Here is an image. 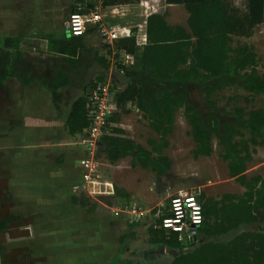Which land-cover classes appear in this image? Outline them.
Instances as JSON below:
<instances>
[{
	"label": "trees",
	"instance_id": "trees-1",
	"mask_svg": "<svg viewBox=\"0 0 264 264\" xmlns=\"http://www.w3.org/2000/svg\"><path fill=\"white\" fill-rule=\"evenodd\" d=\"M180 4L189 16L187 26L171 24L163 14H151L146 20L147 41L137 43V28L126 30L116 40V58L130 56L129 63L118 61V80L114 86L123 88L115 93L118 111L106 124L102 136L103 150L109 163L130 156L144 168L163 174L171 167L163 151L169 146L177 112L184 115L191 126L195 142V157L211 156L214 139L222 148L221 158L227 162L229 173L243 187L244 194H225L220 200L207 198L203 207V223L198 241L191 245L181 242L175 233L156 227L150 243L176 253L165 264H264V176L248 177V164L258 146H264V109L235 107L227 112L214 100L217 92L237 86L252 95H264V73L258 71V55L253 46L233 45L234 37L249 38L254 28L264 23V0H245L244 10L234 0H166ZM105 6L116 0H105ZM73 9L72 11H75ZM83 12H86L85 10ZM0 48V85L17 78L25 86L39 80L52 94L54 105L61 109L60 88L70 84V76L56 69L50 75L33 76L34 65L27 61L21 50V38L5 36ZM49 50L69 55L71 63L82 60L85 48L82 36L70 39H50ZM100 62L109 68L105 58ZM85 90V95L71 105L65 127L72 136L83 134L90 126L88 102L98 83H105L99 75ZM196 89L204 92L209 112L201 111L193 102ZM249 101L248 99H246ZM134 106L150 121V127L160 136L148 141L152 149L136 142L120 126L122 113ZM155 153L157 155H155ZM116 193L127 196L116 187ZM75 204L94 208L88 201L73 197ZM14 215L0 221V234L19 220ZM160 220H157L159 225ZM259 225V226H258ZM250 228V229H246ZM255 228V229H252ZM235 233H238L235 235ZM125 237L121 239L124 242ZM4 247L0 244L3 255ZM177 251V252H176ZM127 257V255H126ZM128 264L130 259L125 260ZM115 264V263H112ZM153 264V263H149Z\"/></svg>",
	"mask_w": 264,
	"mask_h": 264
},
{
	"label": "rangeland",
	"instance_id": "rangeland-1",
	"mask_svg": "<svg viewBox=\"0 0 264 264\" xmlns=\"http://www.w3.org/2000/svg\"><path fill=\"white\" fill-rule=\"evenodd\" d=\"M20 1L24 9V18L20 17ZM30 1L0 0V48L2 39L6 36L4 34L14 35L17 31L20 32V29L24 32L28 31L30 34L34 29V27H30L33 22L35 24L39 10H37L38 5L34 6L35 4L32 1L31 4ZM141 1L116 0V4L112 7L104 4L98 12L102 16L104 25L109 27L116 24L128 26L133 24V21L142 23L144 17H142L143 5L140 4ZM129 2L131 4H128ZM156 2L154 10L163 12V0ZM234 4L243 10L245 8V0H234ZM60 10L58 19L66 28L73 8L63 6V9L60 7ZM179 12L180 10H175V15L179 16ZM146 13L143 12V15ZM91 21L93 20H89V22ZM178 21L185 24V18H180ZM49 30L46 31L47 34L52 32V28ZM47 40V36L41 35L37 40V45L33 44L35 49L29 52L30 60L35 66V75L50 73L53 69L54 64L46 51ZM104 42L103 38V44ZM106 44L116 52V41ZM233 45L253 46L259 58L258 71L264 73V23L256 26L253 35L249 38L234 37ZM108 56L109 59L112 58L111 70L117 72L118 61L124 59L125 62L126 57ZM100 72L101 68L89 57L86 59V64L72 70L73 85L64 93L62 121L68 116L74 99L86 94L84 88L86 87V90L92 82L96 81ZM101 84L98 83L97 86ZM14 86L13 81L8 84L11 90L0 85V102L3 103L4 107L6 104L14 105L11 101L12 94L15 92ZM214 100L227 112H233L235 107L245 108L246 111L254 108L264 109V95H252L237 86L227 87L217 92ZM46 102L48 103V100ZM49 102L51 103V101ZM192 102L201 111H210L204 92L200 89L193 92ZM45 105V111H49L47 104ZM4 107L0 111V221L11 215L20 216L23 214L24 216L22 220L11 223L8 230L0 234V244L4 247V264H54L49 259L51 256L55 264H89L85 255L89 256L94 263H99L103 256L109 255L108 251L113 239H111L112 232L110 229L103 233L97 230L98 224L92 226L96 218L101 220L99 222L123 221L127 225L126 232H133V236L127 239L126 246L123 247L119 243L112 247V256L116 254V258L121 259L119 261L124 262L128 256L133 255L137 257V260L131 261V264H141L142 259L143 261L146 260V263H149L150 260L154 264L170 263L176 253H172L165 247L155 246L149 241L154 236L152 230L157 222L154 214L160 207L163 209L169 204L170 195L181 190L192 192L199 198L203 194L202 202H204L207 198L220 200L225 194L241 195L247 191L234 177L230 176L227 162L220 156L222 148L217 139H214L215 151L211 156L195 157L193 153L195 142L191 136V126L183 109L177 112L173 132L168 137L170 144L162 153L171 162V167L163 174H159L152 168L142 167L138 162H135V158L132 156L109 164L101 150L103 146H100L97 151V161L102 174L101 180L113 182L115 187L125 190L127 196H120L117 193L113 196H99L92 193L83 182L82 172L75 168L76 173L73 171L66 173L70 183L66 181L65 187L58 186L57 183L53 184L52 182L56 176L47 174L46 170L39 168L41 161L35 157V153L40 149L38 148L41 144L39 137L44 136L41 139L48 140L49 132L45 128H30L33 136L37 135L38 137L35 140L36 143L32 142L28 146L23 142L25 136L27 137L25 135L26 128H15L13 124L17 119L20 121L21 117L18 115L10 116V119L8 118L10 122L8 120L5 122L4 115L6 112L4 109L6 107ZM30 114L31 117L36 116L33 107L30 108ZM116 126L122 127L131 138L148 149H152L148 143L150 139L161 142L160 136L150 127L149 119L134 106L122 113L120 122ZM40 130L42 132L39 136L37 131ZM59 131L63 132V128H59ZM86 133L69 137L68 140L66 137L62 138L65 140L63 144L58 143V145L40 149L43 151L41 159L47 161L49 171L56 172L58 176L61 171L71 169L74 166V160L86 157L84 144L87 137ZM155 155L157 154L155 153ZM252 156L246 172L248 177L264 176V146L256 147ZM73 196L79 198L80 201H88L89 206L94 208L93 213H89L87 208L79 205L72 211ZM58 199L59 205H56ZM48 204L51 205L47 207L50 210L44 208ZM58 208H63L66 216L68 214L71 216L70 219L66 218V232L59 230L60 226L55 222V220L57 221V214H52L59 210ZM36 209L41 210L42 213H35L38 211ZM117 210L120 212L118 215L116 214ZM136 210L137 212L138 210L139 212L140 210L147 212L148 215L139 219L135 215ZM39 214L43 215L44 218L39 219L42 220L41 222H35V218L40 217ZM133 224L136 226L133 227ZM34 225L38 226L35 228ZM260 226L264 227V223H261ZM246 229L250 228L246 227ZM63 234H66L64 236L66 237V248L64 249L55 242ZM122 247L126 249H122ZM126 254L127 257L124 256Z\"/></svg>",
	"mask_w": 264,
	"mask_h": 264
},
{
	"label": "crops",
	"instance_id": "crops-1",
	"mask_svg": "<svg viewBox=\"0 0 264 264\" xmlns=\"http://www.w3.org/2000/svg\"><path fill=\"white\" fill-rule=\"evenodd\" d=\"M31 1L35 4L34 6H36V4L38 5V9H37V7H36V9L39 10V15H38V17H36V21L34 20L35 24H34V22L32 23V21H31L32 26L30 28L34 27L32 32L30 34H28V31L24 32L22 29H20V32L17 31L14 35H12V34H4V35L15 36V37L21 38V50L24 53L25 59L29 62H31L29 52H32L31 50L35 49L33 44L37 45V40L40 38L41 35L48 37L47 45H46V49H47L46 51L49 53L47 55H49V57H51L54 66H53V69L50 73L48 72V73H42V74L43 75H50L53 72H55L56 69H58L62 72H65L66 74H68L70 76V79H71L70 84L60 88V93L62 95V101H64L65 90H67L68 88H71L73 85L72 70H74L75 68H79L82 65L86 64V59L88 57L90 59H92L94 62H96L98 67L101 68V72L99 75H102V74L105 75V78H106L105 83L109 84L110 88L112 90L117 92L123 88L122 85L114 86L115 84H113V83H115V79L118 80V77H117L118 71L113 72L111 70L112 58L110 57V59H109L108 55L115 56L116 52L113 51L112 48H110L106 44V43H110V42H108L107 39L105 38L104 31H109L110 29H114V28H118V27H121V28L125 27V31L122 32L124 34L126 32V30H128V29L137 28V43L139 45H143L147 41V36H146V24L147 23H146V20H147L149 15L154 14V13L155 14H163V15H165L167 21L170 22L171 24H177V25H182V26H187V19L189 16L187 10L184 8L183 5L168 4L166 2V0H163L162 3H164L163 4L164 11L163 12H157L154 10V8H156L154 6L157 3L156 2L157 0H142L140 2V4L143 5L142 17H144V18H143L142 23H135L137 21L131 20L134 23L130 24L128 26H119L116 24V25L109 27V26L104 25L102 18H101L102 16L98 12L99 8L104 5V0L102 2L95 0L92 2V3H94V7L91 9H86L85 13H87V15H91V16L93 14H98V15H100V20L97 22L94 21V23H93V21H91V22L88 21L87 31L82 36L83 40H84V44H85V48L83 49V52H82V60L79 63L74 64V63L70 62L69 55H61V54H58L56 52L49 50L48 44H49V40L52 38L53 39L66 40V41L71 38V36L68 32V29H67V24H66V28H65V26L58 19V15L61 12L60 7L63 9V6L64 7L66 6V8L72 7L73 9H76L77 1L76 0H31ZM32 2H31V4H32ZM137 2H139V1H137ZM128 4H131V2H129ZM20 7H21L20 17L24 18V16H25L23 13L24 9H23L21 1H20ZM108 7H112V5H108ZM151 9H152V11H149ZM175 10H178V11L180 10L179 16L175 15ZM32 11H33V9H32ZM143 12H147V13L143 15ZM180 18H185V24L179 23L178 19H180ZM51 28H52V30H51L52 32L50 34H47L46 31L47 30L50 31L49 29H51ZM103 38L105 40L104 44H103ZM34 41H36V42H34ZM121 55L125 56V53L123 51H121ZM99 58H105L107 60V62L110 63L109 68H106L105 65H103L102 62H100L98 60ZM126 58L128 59V57H126ZM126 58H125V62L127 61ZM65 63H66V65H65ZM110 71H111V73H110ZM42 74H39V75H42ZM39 75H35V66H34L33 76L38 77ZM10 81H13L14 85H15L14 86L15 88H13L15 90V92L12 94V97H11V101L14 103V105L11 106V105L6 104L5 105L6 108H5L3 106V103L0 102V111L3 110V107L5 108L4 109L6 112V115H4L5 122L8 120V118L10 119V116L18 115L19 117H21L20 121L17 119L15 121V123H13V124H14L15 128H26V134L25 135H27V137L25 136V138L23 140V142L25 144H28V146H29V144H31L32 142L36 143L35 140L38 136L37 135L33 136V133L30 132L29 129L32 127L45 128L49 132V135L47 136L48 140L41 139V137H44V136L39 137L41 144L38 148H40V149H42V147L43 148L44 147L48 148L50 146L52 147L55 144L58 145V143L63 144L65 142V140L62 138L66 137V140H68L69 137L70 138L72 137V135H70L68 133V131L66 130V127H65L67 117L63 121L61 119V117L63 116L62 102H61V109L58 110L56 108V106L54 105L51 92L39 80L35 81L30 86H25L17 78H12V79H8L6 82L1 84V87H4L5 89L11 90L8 87V84ZM85 88H84V93H85ZM9 93H11V92H9ZM82 96H84V95H82ZM79 97H81V96H78L77 98H79ZM77 98H75L74 101ZM46 100H48L49 104L46 102ZM49 101H51V103ZM45 104H47L49 111H45V109H46ZM32 107H33V110L36 112L35 117H31V114H30V108H32ZM70 109H71V107H70ZM69 112H70V110H69ZM8 121L10 122V120H8ZM9 122H8V125L10 128ZM59 128H63V132H60ZM40 132H42V130L37 131V134L39 136L41 134ZM48 132H47V134H48ZM53 142H55V143H53ZM100 143H101V146H103L102 140ZM40 149H38L37 152L35 153V157L41 161L40 162L41 165L40 164H37V165L38 166L40 165L39 168L46 170L47 174H51L53 176H56V177H54L55 179L54 178L52 179L53 184L57 183L58 186L62 185L63 187H65L66 181H67V183H70V179H69V177L68 178L66 177V173L68 174V172H71V171L76 173L78 170L81 171V169L77 165V161L80 158H77L76 160H74V166L71 169L68 168V170L66 169V171H61L60 175L57 176L56 172L53 171L54 172L53 173V172L49 171L50 168L47 167V161L41 159V155L43 154V151H40ZM101 150H103V148H101ZM36 169H38V167H36ZM63 175H64V177H62ZM52 185H51V188H52ZM54 190L55 189H53V191ZM64 192L66 194V190ZM73 197H76V196H73ZM73 197H72V202H73ZM143 198H146V197L143 196ZM73 203H72V205H73L72 211H74L76 208H78V205L82 206L80 204H75V203L73 204ZM145 203H147V202H145ZM56 205H59V199L56 201ZM49 206H51V205L48 204L44 208L50 210L49 208H47ZM85 208H87V210H88V207H85ZM58 209L59 210H57L56 212H54L52 214H57L56 215L57 221L55 220V222L58 226H60L59 230L66 232V218L70 219L71 216H69V214H68V216H66V212L63 208H58ZM36 210H38V211L35 213H40V214L42 213L41 210H39V209H36ZM89 213H93V212H89ZM14 216L19 217L20 218L19 220H22L24 217L23 214L20 216L19 215H14ZM36 218H35V222H38V221L41 222L42 220H39V219H43L44 217H43V215L42 216L40 215V217H36ZM99 221H101V220L96 218L95 221L92 223V226L95 224H98L99 227H97L98 228L97 230L100 232H103V233H105L106 230L110 229V231L112 232L111 239H113V243H111L110 250L108 251L109 255L106 256L107 255L106 254L105 256H103L101 258V261L99 263L97 262V264H112V263L126 264V261H124V262L119 261L121 259L116 258L117 257L116 254L112 256L111 250H113L112 247L114 245L116 246L119 243L123 247L126 246L127 239H129L131 236H133V232H130V231L126 232L127 225L123 221H120V220L111 221V222H109V221L99 222ZM85 223L88 224L87 222H85ZM38 225H36V226H38ZM36 226H35V228H36ZM132 226L134 227V226H136V224H133ZM58 233H59V231H58ZM58 233H57V235H58ZM65 235L66 234H63V236H61L59 238V240H57L58 242L55 241L56 243L60 244L59 246H61L63 249L66 248V237H64ZM123 237H125V240H124V242H121V239ZM64 239H65V241H64ZM123 247H122V249H126ZM126 255H124V256L126 257ZM49 259L52 260V262L55 264V261H53L52 256L49 257ZM85 259L88 260L89 264H96V262L94 263L93 260L89 256L85 255ZM128 259H130V261H134V260H137V257L130 255V256H128ZM150 261H149V263L154 264V262H152V261L150 262ZM140 262H141V264H143V263L149 264V263H146V260L143 261V259ZM128 264H131V262H129Z\"/></svg>",
	"mask_w": 264,
	"mask_h": 264
},
{
	"label": "built area",
	"instance_id": "built-area-1",
	"mask_svg": "<svg viewBox=\"0 0 264 264\" xmlns=\"http://www.w3.org/2000/svg\"><path fill=\"white\" fill-rule=\"evenodd\" d=\"M76 10L70 14L69 24L67 26L70 36H83L88 27V21L95 22L100 20V15L93 14L91 17L83 12L86 9L94 7L95 0H76ZM102 2L103 0H98ZM125 27L110 29L104 31V36L108 42H113L123 37ZM128 57L126 63L131 60ZM115 91L107 83L97 86L90 95L88 102V116L90 126L85 132L87 137L84 144L86 146V157L77 161L78 167L82 171L83 182L88 186L89 191L99 196H113L116 193V187L111 181H102V174L99 167L98 150L101 146V138L106 130V124L110 116L117 112L118 106L115 99ZM84 132V133H85ZM120 212L117 210L116 214ZM136 216L145 218L147 212L136 210ZM199 217L197 221L195 217ZM156 220H160L156 227L164 229L167 233H175L178 239L186 244H193L198 241L199 229L203 223V207L199 197L187 191H179L169 196V204L161 207L154 214Z\"/></svg>",
	"mask_w": 264,
	"mask_h": 264
},
{
	"label": "water",
	"instance_id": "water-1",
	"mask_svg": "<svg viewBox=\"0 0 264 264\" xmlns=\"http://www.w3.org/2000/svg\"><path fill=\"white\" fill-rule=\"evenodd\" d=\"M0 264H4L3 255L1 253V251H0Z\"/></svg>",
	"mask_w": 264,
	"mask_h": 264
},
{
	"label": "clouds",
	"instance_id": "clouds-1",
	"mask_svg": "<svg viewBox=\"0 0 264 264\" xmlns=\"http://www.w3.org/2000/svg\"><path fill=\"white\" fill-rule=\"evenodd\" d=\"M195 219L198 221L199 220V217L197 216V217H195Z\"/></svg>",
	"mask_w": 264,
	"mask_h": 264
}]
</instances>
